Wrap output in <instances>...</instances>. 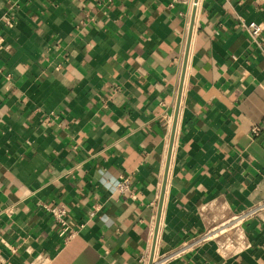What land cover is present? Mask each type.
<instances>
[{"label":"crops","instance_id":"1","mask_svg":"<svg viewBox=\"0 0 264 264\" xmlns=\"http://www.w3.org/2000/svg\"><path fill=\"white\" fill-rule=\"evenodd\" d=\"M241 20L264 0H0V264H264Z\"/></svg>","mask_w":264,"mask_h":264},{"label":"built area","instance_id":"2","mask_svg":"<svg viewBox=\"0 0 264 264\" xmlns=\"http://www.w3.org/2000/svg\"><path fill=\"white\" fill-rule=\"evenodd\" d=\"M240 26L245 28L250 36L252 43L256 46L261 47V38L263 37L264 34V23L259 21V20H251V21H245L241 20L240 21ZM260 125H257L253 131L254 133H258L260 130ZM131 186V180L129 177L124 176L121 178L119 184H118V189L121 191L129 190ZM48 210L51 212L54 220L60 225L61 227V235L69 237L73 236L75 233L78 232L79 229H74V225L70 222L69 220V211L64 205H55V206H47ZM264 205H261L260 207L250 209L247 213L250 214H256L259 210L263 209ZM82 226V223H81ZM80 226V227H81ZM73 228V231H72ZM148 256L143 259L144 263L143 264H154L153 260L148 261Z\"/></svg>","mask_w":264,"mask_h":264}]
</instances>
